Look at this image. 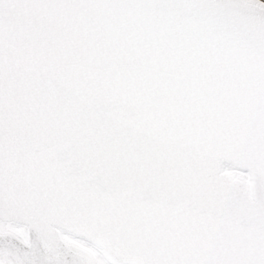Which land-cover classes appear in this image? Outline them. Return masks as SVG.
Returning a JSON list of instances; mask_svg holds the SVG:
<instances>
[{
  "label": "snow or ice",
  "instance_id": "snow-or-ice-1",
  "mask_svg": "<svg viewBox=\"0 0 264 264\" xmlns=\"http://www.w3.org/2000/svg\"><path fill=\"white\" fill-rule=\"evenodd\" d=\"M0 264H264V0H0Z\"/></svg>",
  "mask_w": 264,
  "mask_h": 264
}]
</instances>
